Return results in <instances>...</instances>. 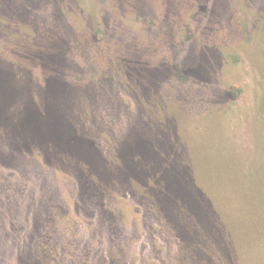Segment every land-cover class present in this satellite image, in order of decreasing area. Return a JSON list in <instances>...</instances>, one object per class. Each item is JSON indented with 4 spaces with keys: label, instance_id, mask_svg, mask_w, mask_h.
Here are the masks:
<instances>
[{
    "label": "rangeland",
    "instance_id": "rangeland-1",
    "mask_svg": "<svg viewBox=\"0 0 264 264\" xmlns=\"http://www.w3.org/2000/svg\"><path fill=\"white\" fill-rule=\"evenodd\" d=\"M0 105V264H264V0H0Z\"/></svg>",
    "mask_w": 264,
    "mask_h": 264
},
{
    "label": "trees",
    "instance_id": "trees-1",
    "mask_svg": "<svg viewBox=\"0 0 264 264\" xmlns=\"http://www.w3.org/2000/svg\"><path fill=\"white\" fill-rule=\"evenodd\" d=\"M3 114V111H2V108H1V105H0V115L2 116ZM5 114L2 116V119L4 118ZM23 127H26V126H23ZM21 130V129H20ZM25 132H27L26 129H24ZM39 134H41L43 137L45 136H52L53 134H55V136L57 137H60L61 135V138H63V141H64V145L66 146H74V144H81V140L76 137V135L74 133H69L68 131V135L66 133L65 130H61V131H56V132H53L50 134L51 131H46L44 130L43 128H41L39 130ZM44 132V133H43ZM142 148V147H140ZM82 175L85 177V173L84 171L81 172ZM185 174V171L183 172L182 170H180L179 172H176L175 175H174V182L176 183V181L179 182L182 184V188H186L185 191L186 192H190L193 196L196 197V195H194L195 193H193L192 189L191 188H188L186 187L187 186V183L184 184V182L180 179V176L183 177ZM149 176V171L147 172V170H145V167H144V178ZM87 178V177H86ZM82 186H84V188H87V189H91V192H92V196L94 197H101V193L99 192V190L97 189H94V188H91V184H90V181L88 179H85V181L82 182ZM145 186V185H144ZM157 192L158 194H160V197L164 198L167 202V205L169 207H175L177 206L179 203H180V200L176 194V191L173 189V187L171 186V184H165V183H162V184H159V188H157ZM157 192H154L157 194ZM153 196V197H152ZM153 200H156L155 199V195H153V193H151V196ZM151 205L154 206V208H161L157 203H152ZM189 214H186L187 218L184 219L183 216H180V218L177 216L176 218V223L179 224V226H181L182 224H186V222L184 220H188L190 221L191 218L188 216ZM243 232V230H242ZM184 238H186L187 240H190V241H185L184 243H186V245H181L180 247V253H181V260H182V263L183 264H191V260L195 259V255H196V251L199 250L200 248H203L204 251L206 252H209L210 248H208L207 246L204 245V243H202L201 241H191L192 238H189L187 236V234L183 235ZM203 244V245H202ZM205 247V248H204Z\"/></svg>",
    "mask_w": 264,
    "mask_h": 264
}]
</instances>
